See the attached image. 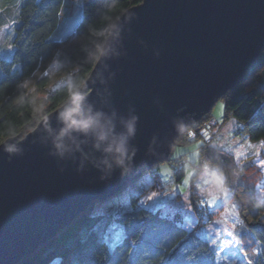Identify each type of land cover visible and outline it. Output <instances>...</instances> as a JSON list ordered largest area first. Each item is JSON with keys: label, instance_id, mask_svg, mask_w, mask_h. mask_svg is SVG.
Wrapping results in <instances>:
<instances>
[{"label": "water", "instance_id": "95a60500", "mask_svg": "<svg viewBox=\"0 0 264 264\" xmlns=\"http://www.w3.org/2000/svg\"><path fill=\"white\" fill-rule=\"evenodd\" d=\"M263 50L264 0H141L125 10L76 93L102 128L60 136L57 113L69 99L31 132L0 143V264L30 256L92 203L164 162L184 129L241 83ZM133 118L123 173L104 149L127 136Z\"/></svg>", "mask_w": 264, "mask_h": 264}, {"label": "trees", "instance_id": "16d2710c", "mask_svg": "<svg viewBox=\"0 0 264 264\" xmlns=\"http://www.w3.org/2000/svg\"><path fill=\"white\" fill-rule=\"evenodd\" d=\"M140 2L0 0L1 11H14L9 42L14 51L0 54V73L4 77L0 85V143L16 135L24 136L70 99V89L74 94L79 91L116 20ZM53 64L61 78L54 83L50 75H45ZM30 84L46 92L44 110L36 106L27 89ZM223 98L225 119H234L250 142H263L264 50L244 80ZM194 133L198 139L200 132ZM187 138L184 130L177 142L196 141ZM205 144L210 143L204 141L201 156L222 173L243 224L241 235L235 231L239 250L248 264H264L263 174L256 166L236 163L231 155ZM152 178L148 174L150 184L154 182ZM125 215L127 220L117 221L127 229L121 245L109 243L107 234L112 221L93 215L90 205L53 239L17 264H188L189 253L196 256L195 264H216L215 247L194 230L188 232L182 225L167 221L153 225L145 220L141 225L139 217L148 215L143 209H133ZM246 236L251 243L247 244ZM130 239L137 242L130 245Z\"/></svg>", "mask_w": 264, "mask_h": 264}, {"label": "rangeland", "instance_id": "374dc122", "mask_svg": "<svg viewBox=\"0 0 264 264\" xmlns=\"http://www.w3.org/2000/svg\"><path fill=\"white\" fill-rule=\"evenodd\" d=\"M75 1L79 2L81 0ZM13 19L14 11L7 14L0 10V49H6L9 45L14 24ZM55 70L56 66L53 64L47 71L53 83L61 79L60 76L57 77ZM27 89L30 91L36 106L40 110H44L46 108V92L38 91L32 84L27 86ZM224 107L225 99L219 98L208 115L193 126L184 129L186 130L187 139L190 141L196 140L195 142H177V145L172 148L164 162L153 166L142 176L126 185L115 196L106 201L91 204L93 215H97L98 211L116 203L118 200L125 199L129 211L141 209L137 207L139 203L137 194L140 199H144L152 191H159L161 186L169 192L174 188L183 187V198L190 197L193 206L200 201L201 197L206 202L202 212L196 213L200 222L194 231L199 234L198 237L205 240L210 246L215 247L217 252L216 264H248L243 252L239 250L240 244H238L235 236L237 230L238 234L241 235L239 231L243 226L235 201L224 186L222 173L216 166L205 161L200 152L206 140L210 144H205V146H210L231 155L236 163L240 164L242 161L245 165L252 164L256 166L262 172L264 179V167H261V163L264 162V141L256 144L250 142L234 119H225ZM191 128L193 133L200 132L198 139L196 134L188 136ZM189 173L192 175H189ZM148 174L153 177L154 184H150L149 179H147ZM258 195L263 200L260 192H258ZM180 202L181 199L178 198L177 203ZM208 204L213 205V207H207ZM202 216L208 217L207 222L201 218ZM179 220L180 217H177V221ZM216 233H219V235L217 236ZM107 239L112 244L111 239L108 237ZM212 240H216V245L212 244ZM245 241L247 244L252 242L248 236H246ZM221 248L224 251H221ZM225 253L229 254L228 259H224Z\"/></svg>", "mask_w": 264, "mask_h": 264}, {"label": "snow or ice", "instance_id": "6c2138e0", "mask_svg": "<svg viewBox=\"0 0 264 264\" xmlns=\"http://www.w3.org/2000/svg\"><path fill=\"white\" fill-rule=\"evenodd\" d=\"M13 51V46L9 44L6 49H0V54L12 53ZM45 75H47V73H45ZM3 83V73H0V85H3ZM89 103H93L91 96L89 97ZM99 110L105 111V108L101 106ZM186 122L187 121H185V123ZM193 135H195V133H193ZM85 150L87 151V149ZM261 167H264V162L261 163ZM128 172L129 169L126 173ZM189 175L192 174L189 173ZM182 193H184L183 187L174 188L171 192H169L164 190V187L161 186L159 191H152L150 194L146 195L144 199H140L139 195L137 194V199L139 200L137 207L143 209L148 214L146 217H139L141 225H143L145 220H150L153 225L167 221L170 223H175L177 226L182 225L188 232L194 230L197 224L200 222L196 213L202 212L206 206V202L204 201L203 197H201L200 201L196 203L195 206H193L191 198L188 197L187 199H184ZM178 198L181 199L180 203H177ZM207 207H213V205L208 204ZM128 211L129 209L125 199L118 200L116 203L101 209L97 213L98 218L112 221L108 228V238L111 239L113 246L121 245L122 241L126 239L127 229L121 227L120 223L117 221L121 219L127 220L128 217L125 215V213ZM177 217H180L179 221H177ZM201 218L204 219L205 222L208 220L207 216H202ZM141 235H143V233H141ZM196 235L199 234L197 233ZM216 235L218 236L219 233H216ZM185 239H187V236H185ZM136 242V239L129 240L130 245ZM212 244L216 245V240H212ZM221 251H224V249L221 248ZM186 258L188 259V264H195L196 256H193L189 253L188 257ZM228 258L229 254L225 253L224 259Z\"/></svg>", "mask_w": 264, "mask_h": 264}, {"label": "clouds", "instance_id": "9594fccd", "mask_svg": "<svg viewBox=\"0 0 264 264\" xmlns=\"http://www.w3.org/2000/svg\"><path fill=\"white\" fill-rule=\"evenodd\" d=\"M70 93V106L66 107L63 111L57 113L58 118L64 124L61 130L60 136H64L70 129L87 132L90 129L102 128L100 124V114L97 113L95 116L86 114L84 111V104L87 97L84 94H74L72 90ZM127 136H121L120 138L112 139L108 146L104 149L106 154L113 157V163L117 168L122 169L123 173L128 171L126 163L130 162L131 157L129 155L127 147V138L131 137L135 133V118L129 121L126 125ZM100 141H105L108 139V134L101 131L98 135ZM57 149H62V145L57 144ZM99 147V145H97ZM134 154V153H133ZM107 164V160L104 161ZM111 167V165H108Z\"/></svg>", "mask_w": 264, "mask_h": 264}, {"label": "built area", "instance_id": "2783aa9c", "mask_svg": "<svg viewBox=\"0 0 264 264\" xmlns=\"http://www.w3.org/2000/svg\"><path fill=\"white\" fill-rule=\"evenodd\" d=\"M188 136H194V135H193V130H189V132H188Z\"/></svg>", "mask_w": 264, "mask_h": 264}]
</instances>
